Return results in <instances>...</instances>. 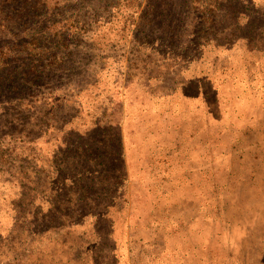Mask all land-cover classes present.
I'll return each instance as SVG.
<instances>
[{
	"label": "rangeland",
	"instance_id": "rangeland-1",
	"mask_svg": "<svg viewBox=\"0 0 264 264\" xmlns=\"http://www.w3.org/2000/svg\"><path fill=\"white\" fill-rule=\"evenodd\" d=\"M69 1L64 26L91 30L77 53L93 85L74 107L72 134L2 142L0 264L104 260L103 223L71 224L83 214V184L75 168L60 169L57 149L69 145L77 171L90 164L80 158L87 148L105 164L92 190L105 195L102 208L112 204L118 264H264V0L224 2L230 46L191 59L165 49L168 39L159 46L157 6L152 46L135 40L148 0ZM121 179L116 192L110 183Z\"/></svg>",
	"mask_w": 264,
	"mask_h": 264
},
{
	"label": "trees",
	"instance_id": "trees-1",
	"mask_svg": "<svg viewBox=\"0 0 264 264\" xmlns=\"http://www.w3.org/2000/svg\"><path fill=\"white\" fill-rule=\"evenodd\" d=\"M50 1L0 0V155L4 152L2 142L7 139L33 140L52 131L64 132V136L72 134V129L65 133V128L74 122V107L81 105L78 101L80 95L88 92L89 86L93 85L83 76L86 71L83 57L77 53L81 38H86L91 30L77 28L79 21L65 27L64 24L69 19L66 14L72 9L71 1L61 0V7L52 6ZM224 2L230 7L235 0H148L149 11L142 14L137 26L142 37L136 35L135 40L152 46L150 40L155 38L151 39L153 31L149 30L153 23L150 15L157 6L158 14L162 16L158 24L161 29L156 32L161 34L156 38L159 39L160 47L168 39L165 49L170 52L181 51L179 56L185 59L199 54L198 58H201L207 48H222L224 52L223 49L227 50L230 46L229 38L232 36V32H228ZM234 13L235 10H231L229 17L234 20L232 26L238 27L241 14ZM77 18L83 22L82 15ZM88 20L93 25L101 23L93 13ZM92 23L88 25L91 26ZM83 24L85 26L87 23ZM176 36L187 41L175 43ZM219 37H224L227 41L220 43L217 39ZM88 50L85 54L89 53ZM198 83L197 79L189 81V84L196 86ZM82 137L77 134L78 139ZM72 147L73 145H69L66 150L57 149L59 153L66 154L60 169L66 172L69 169L73 171L72 167L75 168L76 181L83 184L80 186L83 193L80 204L83 206V214L71 224L82 228L86 218L94 219L92 225L102 222L106 228L105 242L109 247L104 260L97 264H118V242L113 237V221L109 217L112 204H106L102 208L100 200L105 195L92 190L102 175L101 167L105 164L98 161L101 155L88 154L87 148L80 158L88 159L90 164L83 171H77L81 164L76 162L77 151ZM54 170L58 171V168L54 166ZM107 178L103 176L102 180ZM121 180L122 182L116 184L110 183L116 192L121 184L124 185L125 179ZM91 191L97 196L94 202L83 199L88 198ZM38 208L41 209L40 206ZM216 260H210L209 264H217ZM156 264L168 263L165 260V263Z\"/></svg>",
	"mask_w": 264,
	"mask_h": 264
}]
</instances>
